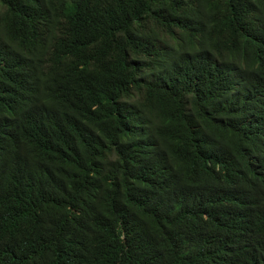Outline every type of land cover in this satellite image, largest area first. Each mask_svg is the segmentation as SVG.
Instances as JSON below:
<instances>
[{"label":"trees","instance_id":"16d2710c","mask_svg":"<svg viewBox=\"0 0 264 264\" xmlns=\"http://www.w3.org/2000/svg\"><path fill=\"white\" fill-rule=\"evenodd\" d=\"M0 264H264V0H0Z\"/></svg>","mask_w":264,"mask_h":264}]
</instances>
